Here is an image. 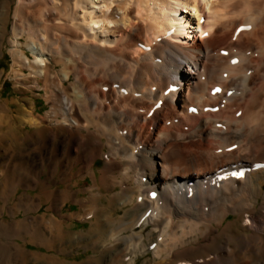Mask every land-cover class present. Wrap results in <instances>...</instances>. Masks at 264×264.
<instances>
[{
  "label": "bare ground",
  "instance_id": "obj_1",
  "mask_svg": "<svg viewBox=\"0 0 264 264\" xmlns=\"http://www.w3.org/2000/svg\"><path fill=\"white\" fill-rule=\"evenodd\" d=\"M188 4L199 13L180 42L170 13ZM8 15L0 0V49ZM14 20L13 62L29 63L23 36L29 78L51 92L54 113L21 115L39 130L18 158L42 188L18 207L88 193L89 206L74 203L90 227L77 235L64 214L36 230L0 221V264H74L59 255L77 248L92 251L82 264H264V0H17ZM0 168L1 200L16 176ZM88 177V189H71Z\"/></svg>",
  "mask_w": 264,
  "mask_h": 264
},
{
  "label": "rangeland",
  "instance_id": "obj_2",
  "mask_svg": "<svg viewBox=\"0 0 264 264\" xmlns=\"http://www.w3.org/2000/svg\"><path fill=\"white\" fill-rule=\"evenodd\" d=\"M8 1V22H7V33H6V39L0 49V115H7L9 122L4 124V126L0 128V131H2V141L0 146V161L3 162L5 165H7L8 171H12L16 176V181L13 187L12 191L7 192V195L5 196V199L0 200V211L3 213L0 215V221H3L4 224L14 225L16 228L20 225L22 221L25 219L29 221V223L33 226L34 230L37 229V223H43L48 224V221L50 218L58 217L60 214H64L63 220L66 224H72V228L70 230L75 231V233L78 234H84L88 232V229L90 227V222L88 220H84L80 217L82 207L78 203H74V200L79 199L82 200L84 205L89 206V200L87 199L89 194L88 193H80V194H74L73 196L70 195L68 200L65 202V204H61L56 208H50V201H47L45 198H42V205L38 211H34L31 208V211L25 212L23 208L18 207V203L22 200H28L26 197L31 196L34 200L38 197L41 188L42 183L37 186L35 185L36 176H33L34 179L27 180L25 176L23 175V171H26L27 167L24 166L25 161H19L20 155L25 154V150L27 148L28 141L25 139L32 137H36V134L39 130V126H32L28 123L26 119L23 118L24 114L28 115L29 110L32 111V114L36 118H43L47 121L51 120L52 115L54 114L52 111V102L49 103V101H52L51 99L47 98V96H51L50 91L45 90V84L39 80V86L34 85L35 79L29 78V68L31 65V61L33 59L31 53L26 49L25 47V40L24 37H20V42H22L20 45L22 46V51L25 52L28 57V62L22 65L15 64L13 62L12 56H11V44H10V31L14 20V11L16 7L17 0H7ZM36 12L34 14V10H30V22L35 21L34 16H36ZM57 16L56 13L53 14H47L45 17V21L47 22V19H49V27L51 31L49 34L54 32V26L51 22L52 19H54ZM19 20V18H18ZM17 20V22H18ZM33 20V21H32ZM20 25V24H19ZM21 27H23V24H21ZM60 32V31H59ZM43 33V32H41ZM64 35L66 34L65 32ZM58 60V58H57ZM80 68L84 66V64H79ZM50 68V77L55 78L58 71L62 68L61 64L54 63L53 61H50V64H48ZM81 76H83V73H80ZM58 77V76H57ZM72 78V77H71ZM56 79V78H55ZM72 80V79H71ZM57 81V79H56ZM58 84V83H57ZM51 86H54L51 84ZM66 91L71 92V88L69 87V83H66ZM56 88H52L54 90ZM108 90V89H105ZM63 92L60 91L59 95L63 96ZM77 115V112H75ZM74 114V115H75ZM75 115V116H76ZM8 127L11 129H7ZM54 128V127H53ZM33 138V137H32ZM33 151H37L40 148V144H34L32 147ZM34 162L37 159H33ZM33 160H31V163H33ZM20 162V163H19ZM103 161L101 159L95 160L94 168L98 172L99 169L103 166ZM84 165V163L79 164L78 166ZM3 169V168H0ZM93 169V168H92ZM3 171V170H2ZM47 171V170H46ZM50 171V170H49ZM48 172V171H47ZM74 173L77 172L76 168L73 170ZM5 174L6 171H3ZM46 173V172H45ZM12 174L11 176H14ZM52 175V174H51ZM99 175V174H98ZM97 175V176H98ZM49 177L50 174H43L44 177ZM59 177V173H58ZM0 180H2V177L0 176ZM56 181H59L57 178ZM76 181V180H74ZM92 180L88 177L86 179H81L77 181V184L74 185L75 187L71 188L72 190H83L88 189V187L91 185ZM29 185V188H26L24 185ZM37 186V187H36ZM59 188H65V184L60 183ZM85 198V199H84ZM82 203V202H81ZM82 203V204H83ZM56 207V206H53ZM10 208H12V212H10ZM22 209V210H18ZM80 214V215H79ZM45 216V217H44ZM37 222H31L32 219L38 218ZM236 216H232L234 219ZM148 233V230L145 231V234ZM23 236V235H22ZM15 243H18L22 247H24V241L20 238H15ZM31 252H42L44 251L43 248H40L38 246H33L29 244L27 247H24ZM92 255V251H87L84 248H77L75 250H72L65 253L60 254L59 257L63 260H66L68 262L80 263L82 264L84 261H86L90 256ZM142 258L138 259L137 264L141 263ZM12 264V263H11Z\"/></svg>",
  "mask_w": 264,
  "mask_h": 264
}]
</instances>
